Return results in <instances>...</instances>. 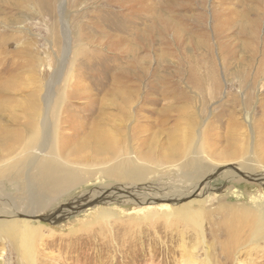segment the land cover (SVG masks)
<instances>
[{
  "label": "rangeland",
  "instance_id": "rangeland-1",
  "mask_svg": "<svg viewBox=\"0 0 264 264\" xmlns=\"http://www.w3.org/2000/svg\"><path fill=\"white\" fill-rule=\"evenodd\" d=\"M0 105L42 110L0 150V264H264V0H0ZM99 110L115 157L73 167Z\"/></svg>",
  "mask_w": 264,
  "mask_h": 264
},
{
  "label": "bare ground",
  "instance_id": "bare-ground-1",
  "mask_svg": "<svg viewBox=\"0 0 264 264\" xmlns=\"http://www.w3.org/2000/svg\"><path fill=\"white\" fill-rule=\"evenodd\" d=\"M115 98L118 99L117 101H118L119 105L120 104L125 105L126 103H133L134 99H136V95H131L130 93H128V94H120L119 97L115 96ZM0 106H1L0 109H4L5 108L3 105H0ZM41 111L42 110L40 108H37V107L34 108V109L32 108V109H29V110L27 109V111H24V113L22 114V116L20 118V119H23V117H24V118L27 119V117H28V120L24 121L26 123L23 124V128H25V131L22 130L24 135H22L23 133L20 134L21 132H19L18 134H15L14 136H8L7 134L0 135V150L2 149L8 155L15 154L16 151H18L17 148H20V147H22V150L26 151L25 150L26 146H27L26 145L27 143H25L26 139H29L30 143H32L31 145H35L38 142V138H39V137L37 138V135L40 134L38 131L34 133V131H35V122H36L35 119H37L38 117H40V115H42ZM57 113H58V110H57ZM20 119H18V120H20ZM105 119H106V116L103 113V110H99L97 119L94 120V123L92 124L93 127H96L95 128L96 131L87 132L85 134L86 138H84V140H82V141H73V142H71L72 146L70 145V142H69L68 144H65L62 147V149H61L62 151H68V152H65L64 155H65L66 158L72 159V160H67V162L72 164L73 167L75 165H77L79 167H85V166L90 165V164L101 165V164L110 162V160H112L115 157V153L112 152V150L117 144L111 139V135L108 134L109 132H107L106 129H104V128H102L100 126L102 124V122L105 124V122L107 121V120L105 121ZM18 122L20 123L21 120L18 121ZM92 122H93V120H92ZM116 147H118V146H116ZM162 157H163L164 160H167L169 158L172 159V156L170 154H168V153L162 154ZM45 166L42 165V167H41L42 173L39 170V176H40V178H43L44 183L50 189H52V185L56 183L57 179L65 177L63 180H67V177L72 174L71 170L73 168L70 167V166H66L65 165L64 168L59 169V170H58V166L59 165L58 166L57 165H54V166L53 165L52 166L49 165L50 167H48V168L45 167ZM90 167H91V165H90ZM81 170H83V169H81ZM195 191H196V188L194 189V187L190 188L187 191L184 190L183 192H179V193L176 191L174 195L169 197V199L170 200H179V199L184 198L185 196L192 195ZM11 215L12 214H9V213L8 214L0 213V218L4 219L6 217H11ZM243 216H244V214H243ZM200 217H201L200 213L197 214L196 212L191 211V210L187 211L185 213V218L190 220V222H193L195 227H200V225H199ZM6 221L7 220H2V222H6ZM13 223H14V220H8L7 227H5L4 229L1 230L2 233H5V235L9 236L10 240L14 239L13 232L15 231V228H14L15 226L13 225ZM23 223H26V222H23ZM256 226H257V224H256ZM234 227H236V226H234ZM23 228H24V231H23L22 234H23V236H25L29 232V228L27 226L23 227ZM253 228H255V225H252L251 231L253 230ZM230 231H232V230H230ZM228 232L229 231H226V234ZM234 232L235 231H233V233ZM233 238H235V236ZM230 257H231V255H227L228 259ZM224 258H225V256H224ZM262 261H264V260H262Z\"/></svg>",
  "mask_w": 264,
  "mask_h": 264
}]
</instances>
